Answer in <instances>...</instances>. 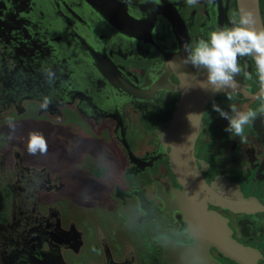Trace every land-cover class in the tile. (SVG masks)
Listing matches in <instances>:
<instances>
[{
  "label": "flooded vegetation",
  "instance_id": "af4514ba",
  "mask_svg": "<svg viewBox=\"0 0 264 264\" xmlns=\"http://www.w3.org/2000/svg\"><path fill=\"white\" fill-rule=\"evenodd\" d=\"M9 2L0 0L2 45L12 44L0 57V264H135L140 253L165 264L159 236L192 243L208 219L202 207L251 255L239 262L212 248L218 264H264V182L247 172L264 176L255 63L241 61L251 79L200 97L204 71L181 62L185 43L238 16V1L93 0L113 26L85 0ZM153 60L161 67L141 70ZM213 102L256 112L243 139L224 130ZM31 132L46 154H29ZM188 146L192 164L178 158ZM124 227L146 243L138 256L113 233Z\"/></svg>",
  "mask_w": 264,
  "mask_h": 264
},
{
  "label": "clouds",
  "instance_id": "9594fccd",
  "mask_svg": "<svg viewBox=\"0 0 264 264\" xmlns=\"http://www.w3.org/2000/svg\"><path fill=\"white\" fill-rule=\"evenodd\" d=\"M187 3L195 5L198 0H187ZM183 49L185 55L181 62L198 71L202 69L205 79L200 82L201 86H208L213 92L235 88L238 85V76L251 79L247 62L241 63L244 58H250L255 63L259 83L257 99L264 100V28L255 27L254 14L251 11L242 8L229 24L211 25L194 42L185 43ZM228 99L231 100V96ZM49 103L48 98H45L42 107L47 108ZM212 110L228 121L224 129L226 132L242 139L245 125L256 116L252 109L241 110L235 103L230 104L229 110L225 111L213 102ZM260 111L264 112V105ZM9 124L11 127V120ZM27 150L32 155L46 154L47 142L42 133H29Z\"/></svg>",
  "mask_w": 264,
  "mask_h": 264
},
{
  "label": "water",
  "instance_id": "95a60500",
  "mask_svg": "<svg viewBox=\"0 0 264 264\" xmlns=\"http://www.w3.org/2000/svg\"><path fill=\"white\" fill-rule=\"evenodd\" d=\"M238 1V8L239 11L243 8L246 10L251 11L254 14V20H255V27L257 29L264 28V21L261 13L260 8V0H237ZM9 2V0H7ZM102 2V1H101ZM85 3H87L91 8L94 7L97 11L102 13L105 17V19L113 26V23L111 22L106 14L103 12V8L98 7L93 0H85ZM104 3V2H102ZM5 10H8L9 5L12 6L9 2V5L5 3ZM174 8H178V6L172 4ZM130 7L133 9L134 4L130 3ZM101 10V11H100ZM161 13V12H159ZM158 13V14H159ZM101 14V15H102ZM164 17H167L165 13H161ZM107 17V18H106ZM135 20H139L138 16H131ZM6 18V16H5ZM0 20L3 22L4 17L0 15ZM167 21L170 23L169 17H167ZM120 32V31H119ZM3 38L4 34L0 35V57H10L9 51L12 54V44L9 47L3 46ZM81 40V42H85L84 38L80 37L78 38ZM5 49V50H3ZM95 57V56H94ZM96 58V57H95ZM94 59V58H93ZM95 60V59H94ZM98 60V59H97ZM99 61V60H98ZM2 62H0L1 64ZM161 60L156 61H149L146 64V67L144 66L141 68V70H150V72H154L157 68H160ZM98 70L100 71L101 75L107 77L109 76L107 72L104 70H101L100 67L96 64ZM4 67L0 65V72L4 74ZM212 91L210 87L206 86L203 89V94L200 95V97L209 94L206 92ZM194 102V101H193ZM189 103L187 104V106ZM186 106V107H187ZM185 115V111L182 113V117ZM178 134V132H177ZM187 153L189 155L187 156ZM178 158L184 163V159H189V163L192 164V160L194 158L193 155V147L188 146L186 151L182 150V147L180 148ZM181 183L185 186L186 185V179L180 178ZM205 212L208 216V219H205L201 222L202 225V235L196 236L193 235L194 241L190 244L177 242L174 239L169 238L168 236H159L158 241L161 243L163 252H162V262L165 264H218V260L212 255L211 249L215 248L218 252L223 254L226 257H229L232 260L238 261L239 255H245L249 251H247L246 247L238 243L234 238L230 237L223 229H220V226L222 227L223 222L221 221L220 217L216 214H212L209 212H206L205 208L202 207L200 211V215ZM223 228V227H222ZM229 228V227H228ZM230 230V228H229ZM226 231L228 229L226 228ZM229 232V231H228ZM231 233V230L230 232ZM248 256H251L249 253L246 255V258ZM239 262H243V260H239Z\"/></svg>",
  "mask_w": 264,
  "mask_h": 264
},
{
  "label": "rangeland",
  "instance_id": "374dc122",
  "mask_svg": "<svg viewBox=\"0 0 264 264\" xmlns=\"http://www.w3.org/2000/svg\"><path fill=\"white\" fill-rule=\"evenodd\" d=\"M13 118H14V116H13ZM22 125L23 124L16 123V125L14 127H12V129H13L14 132H16V129H17V133L19 132L18 133V137H17L18 140L25 141L26 140V133H25V128L22 127ZM128 141H129V139H128ZM129 143L131 144V146L133 145V143H132L131 140L129 141ZM262 170H263V168H262ZM247 172H249L251 174V176H253L254 184L263 183L264 182V176H257V175H259V173H256L254 170H251L250 169V166H248ZM112 229H113L114 235L116 233L125 235V237L127 238L128 246H130L131 249H134L135 250V254L137 256L139 255V252H138V248L139 247H141V250H145L146 249V243H142V241L140 240V238L138 239L136 237V232L134 233L133 230L131 231V230L127 229L126 227H124L123 229H120L117 232V230L115 228H112ZM145 263H144V255H143V253H140L139 261H137L135 264H145Z\"/></svg>",
  "mask_w": 264,
  "mask_h": 264
}]
</instances>
